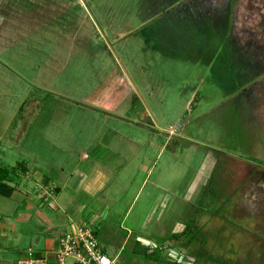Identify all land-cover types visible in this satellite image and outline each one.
I'll list each match as a JSON object with an SVG mask.
<instances>
[{
    "label": "rangeland",
    "instance_id": "1",
    "mask_svg": "<svg viewBox=\"0 0 264 264\" xmlns=\"http://www.w3.org/2000/svg\"><path fill=\"white\" fill-rule=\"evenodd\" d=\"M104 159L118 264L196 252L148 254L186 224L264 264V0H0V166Z\"/></svg>",
    "mask_w": 264,
    "mask_h": 264
},
{
    "label": "crops",
    "instance_id": "2",
    "mask_svg": "<svg viewBox=\"0 0 264 264\" xmlns=\"http://www.w3.org/2000/svg\"><path fill=\"white\" fill-rule=\"evenodd\" d=\"M84 158L88 159L86 155ZM110 163L107 159L95 160L92 166L89 163L88 171L76 166L68 177L62 175L55 181L44 171L38 168L31 171L26 165L27 171L18 176V184L11 195L3 196L16 199L19 204L10 205L11 208L3 205L0 209V264L13 263L27 248L38 255L49 254L63 234L74 231L84 222L92 223L94 229L103 227L104 220L100 217L110 209ZM28 189L29 198L26 197ZM50 194L56 196L54 200ZM17 210L20 212L16 214ZM11 214H16L13 221L8 218ZM99 243L107 254L106 248Z\"/></svg>",
    "mask_w": 264,
    "mask_h": 264
},
{
    "label": "trees",
    "instance_id": "3",
    "mask_svg": "<svg viewBox=\"0 0 264 264\" xmlns=\"http://www.w3.org/2000/svg\"><path fill=\"white\" fill-rule=\"evenodd\" d=\"M27 171L26 164L19 163L16 166L6 167V166H0V195L2 196H10L12 191L15 188V185L18 184L19 175L24 174ZM10 182H13V185H9ZM53 192V189L51 190ZM215 192V191H214ZM221 198L220 195L216 196L215 201L219 200ZM221 209L219 208L214 210L213 216H216L218 214V211ZM223 217V216H222ZM202 228L197 227L195 224L190 225L186 224V226L178 233H171L168 236L163 238V241L160 244H157L155 248L151 249L154 250L150 253H148V247H143L144 252L149 255L157 254V252H160L162 250H171L173 248L180 247L179 245L185 244H193L198 243L196 252L193 253L187 250L189 255L185 252H182L181 249L180 252L182 253V260L181 255L180 257L174 258L173 255L168 256L166 261L172 264H183V260L185 258L193 259L194 261L189 264H246L244 261L233 259V258H225L222 255H218L214 252V246L205 247V244L207 243L206 237L202 236ZM217 245V244H216ZM215 245V246H216ZM182 261V262H181ZM186 264H188L186 262Z\"/></svg>",
    "mask_w": 264,
    "mask_h": 264
},
{
    "label": "built area",
    "instance_id": "4",
    "mask_svg": "<svg viewBox=\"0 0 264 264\" xmlns=\"http://www.w3.org/2000/svg\"><path fill=\"white\" fill-rule=\"evenodd\" d=\"M173 255V254H172ZM179 258L177 252L173 255ZM11 264H118L109 257L96 238L92 223L84 222L74 231L63 234L57 247L49 254L38 255L27 248L24 255Z\"/></svg>",
    "mask_w": 264,
    "mask_h": 264
}]
</instances>
